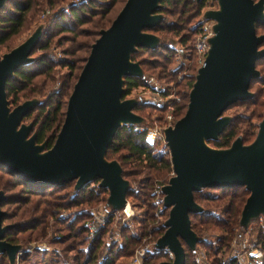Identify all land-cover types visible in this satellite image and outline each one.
Here are the masks:
<instances>
[{
	"label": "water",
	"instance_id": "water-1",
	"mask_svg": "<svg viewBox=\"0 0 264 264\" xmlns=\"http://www.w3.org/2000/svg\"><path fill=\"white\" fill-rule=\"evenodd\" d=\"M200 1V0H195ZM5 0H0V8ZM211 7L201 18L212 20L211 35L203 63L196 68L182 116L163 129L172 174L161 184V208L167 210L164 231L152 243L154 250L167 249L172 260L156 264H185L181 240L195 252L199 235L190 225L189 214L203 211L193 197L205 187L243 185L249 194L241 208L239 227L264 218V109L253 139L244 143L236 136L228 146L215 147L231 121L223 111L232 103L249 99L252 79L260 77L255 64L264 56L259 47L264 34L256 24H264V0H210ZM161 0H125L106 28L90 45V50L68 95L65 114L53 143L37 141L33 122H23L41 101L31 98L10 107L5 92L6 79L33 61L30 55L40 40V23L24 40L0 53V164L20 179L45 185H62L74 180L73 188L98 179L108 191L104 208L121 213L127 204L131 182L122 175L118 160L107 159V147L122 125H146L133 111L140 102L123 98L124 77L144 78V70L132 53L138 47L156 48L159 36L148 31L163 18ZM6 198L0 189V203ZM0 208V253L9 264L24 246L11 243L4 234L13 224H2Z\"/></svg>",
	"mask_w": 264,
	"mask_h": 264
},
{
	"label": "trees",
	"instance_id": "trees-1",
	"mask_svg": "<svg viewBox=\"0 0 264 264\" xmlns=\"http://www.w3.org/2000/svg\"><path fill=\"white\" fill-rule=\"evenodd\" d=\"M64 1L66 0H5L0 8L1 48L11 45L15 37L27 28L31 19L43 5L52 9L58 7L47 18L43 34L30 53L34 58L33 61L18 67L5 82V92L8 102L11 104L10 107L17 104L19 98L24 96L26 89L30 90L32 94L35 93L36 96L43 95L45 88L55 80V59L52 52L49 51L50 43L55 38L56 47L62 46L60 52L64 58L59 61V65L65 66L67 70L60 75V88L55 91L50 90L42 101L23 117H29L34 113L31 118L32 131H35L37 141H47V147L53 143L61 126L66 101L70 93L68 90L72 89L90 50L91 43L98 36L99 29L109 26L125 2V0H121L118 8L113 10L117 0H79L77 3L70 0L69 8L65 11L61 8L62 6H59ZM161 5L159 12L163 14L162 20L147 30L155 34H162L163 38L166 32L170 33L177 38L182 46L188 45L191 48L186 58L189 60L187 67L192 72L187 78L185 77L188 79V82H185L187 87L180 95L181 101L175 112L176 121L186 109L188 89L192 85L196 72L192 40L198 31L201 11L211 5V2L210 0H161ZM111 12H114L113 16L106 18ZM84 24H88L90 27L88 29L87 27L80 28ZM255 28L257 34H264V24H256ZM79 34L90 39L85 55L80 53L85 45L76 40ZM259 47H264V40ZM170 49L172 48H169L163 40L153 49L138 47L132 53V59L138 61L144 71H146L144 65L153 67L151 63L155 62V66L161 68L160 72L156 74L157 78L165 84H173L175 70L168 69L165 72L162 67L164 66L162 63L170 59L172 51ZM146 53L155 55L157 58L160 57L162 60L152 61L144 56ZM255 66L260 71V77L252 79L249 84L250 90L256 85L253 96L246 100L236 101L223 111L225 112L235 104L252 106L250 119L241 118V121L246 123V127H238L237 118L231 119L217 140L208 141L210 145L226 147L239 134L242 135L244 143L253 139L257 122L262 117L264 107V56L256 61ZM149 67L147 66V69L153 72ZM124 79L125 93L123 97L130 92L132 87L143 81L134 76H125ZM35 86L38 87L37 90ZM150 108L161 112L164 110L153 104L140 103L133 108V111L140 116H145L144 113ZM156 143L161 145L160 149H154L153 145ZM105 156L107 159L118 160L122 167L123 177L134 185L128 190L126 198L134 197L137 199L139 207L143 206L139 218L133 217L138 222V232L136 234L122 232L119 241L112 243L103 241L102 230L104 228H101L92 240L87 241L84 222L76 225V221L82 219V216L74 215L71 218L59 216L62 210L78 205L85 200L89 204L97 201L104 205L108 191L106 188L98 186V179L78 190L73 188L74 180L62 185L35 184L20 179L0 164V189L6 195V198L0 203V208L5 212L2 216V224H13L5 232L4 238L11 243H16L18 242L16 237L18 233L35 230L38 238H45L46 242L52 246L50 249L44 250L24 247L18 256L19 264H114L118 257L130 255L142 238L150 242L164 231L163 221L156 218L158 206L154 200L157 197L155 187L158 184L155 173L161 169H164L165 173L172 172L167 146L163 145L161 141H156L152 145L148 144L145 141V130L134 131L131 126L122 125L113 136ZM142 172L143 176L136 179V175H140ZM167 177L168 175L163 180H167ZM165 182L161 181L160 184ZM69 184L71 189L66 190V186ZM248 194V190L243 185L205 187L193 193L194 200L203 207V211L189 214L190 225L200 237L197 247L203 250L205 256L207 254L210 257L211 255L208 253L213 249V257H210V262L213 264L222 261L221 257L215 256L216 253L226 251L232 239L240 236L238 221ZM112 214L116 213L107 212L106 223L110 222ZM163 215L166 216L167 213L163 212ZM89 217L90 214L84 216V218ZM260 221L257 236H260L261 240L256 239L253 242L264 250V219H260ZM82 235H84V239L81 238ZM203 235H213L214 240H208V237ZM181 244L185 251V264H196V253L192 252L183 240H181ZM170 260L172 258L168 256L167 251L160 249L147 253L143 258V264H156L159 261ZM231 261L230 264H236L233 260ZM0 264H9L5 253H0Z\"/></svg>",
	"mask_w": 264,
	"mask_h": 264
},
{
	"label": "rangeland",
	"instance_id": "rangeland-1",
	"mask_svg": "<svg viewBox=\"0 0 264 264\" xmlns=\"http://www.w3.org/2000/svg\"><path fill=\"white\" fill-rule=\"evenodd\" d=\"M70 0H66L62 3L59 4V6H64L65 4H67ZM120 2L121 0H117V3H116V7H114L113 10L117 9L118 6L120 5ZM214 5V4H213ZM211 5V6H213ZM48 8L50 10V13L47 14L46 16L42 17V12H44V10ZM58 8V7H57ZM57 8H49V6L47 5H43L41 9H39L36 14L34 15V17L31 19V21L29 22V25L27 26L26 29H24L18 36L15 37V39L12 41L11 45L9 47L7 46H3L0 48V53H3L7 50H9L10 48H12L13 46H15L16 44L20 43L22 40H24L31 32H33L36 27L40 24V23H44L46 25V22H47V18L52 15ZM206 8V7H205ZM204 8V9H205ZM115 12V11H114ZM114 12H111L110 14H108L106 16V18H111L113 15ZM201 14H202V11H201ZM44 25V27H45ZM87 29L90 27L88 24H84L82 25L80 28H86ZM44 30V29H43ZM158 36H159V39H160V42L164 40V42L166 44H168V47L172 48L170 50L171 51V55H170V59L167 61H164L162 64L164 66H162L165 70V72L168 70V69H174L175 71V79H174V83H169L171 86V90H170V93L172 94V97L173 98V95L177 96L180 100H178L175 104V109L173 111V118L175 119V117L177 116L176 115V111H177V106L178 104L180 103L181 101V94L183 91L186 90V83L185 82H188V79L187 76L189 75L190 72H192L187 66H189V60L186 58L187 55H189L190 53V50L191 48H189V46L187 45L186 47L185 46H182L178 41H177V38L174 37L172 34L170 33H167L166 32V35L165 37L163 38L162 37V34H158L156 33ZM165 34V33H164ZM76 40L81 43L85 46H83V49L80 51V53L82 55H85V52H86V46H88V40L90 39H87V37H84L83 35L79 34L77 37H76ZM81 44V45H82ZM87 44V45H86ZM189 44V43H188ZM57 43L55 41V38L52 40V42L50 43V48H49V51L52 52V55L55 59V67H54V72H55V80H53V82L49 85V87H46L45 90H44V94L43 95H38L36 96L35 93L32 94V92L30 93V90L26 89L24 92V96H21L17 102L20 103L26 99H31V98H34V99H37L39 101H42V99L46 96V94L49 93L50 90L52 91H55V90H58L60 88V85H61V79H60V75L61 74H64V72H66L67 68L65 66H61L59 65V61L62 60V58H64V55L60 52V49L62 48V46H57ZM177 46H181L180 48H182L183 52L181 54H178L176 51H175V48H177ZM81 55V56H82ZM146 58L152 60V61H161L162 59L159 57L157 58V56L155 55H151V54H145L144 55ZM153 63V64H152ZM151 65H153V67H149V65H147L149 67L150 70H153V72H150L148 69H147V66L144 65V68H146V71L145 74H148V75H153L154 77H157L156 74L158 72H160L161 68L160 67H157L155 66V62H152ZM152 68V69H151ZM186 77V78H185ZM158 79V78H157ZM40 81L42 80L41 78L39 79ZM159 80V79H158ZM187 80V81H186ZM39 81V82H40ZM160 81V80H159ZM161 82V81H160ZM38 83V82H37ZM163 83V82H162ZM175 83H178L177 85ZM191 87V86H190ZM256 88V85H254L252 88H251V91L253 92L254 89ZM35 89L37 90L38 87L35 86ZM40 89V88H39ZM190 89V88H189ZM188 89V91H189ZM67 91V89H66ZM65 91V92H66ZM70 92V89L68 90V93ZM26 95H27V98H26ZM11 105V104H9ZM16 105V104H15ZM155 106V105H154ZM157 107V106H156ZM252 106H249V105H246V104H235L233 106H231L230 108H228L225 112H223V114H226V115H230L232 116V119L234 118H237L238 122H237V126L240 127V128H244L246 127V123L241 121L242 119L241 118H249L250 119V112L252 110ZM264 109V107H263ZM263 111V110H262ZM168 113V109H164L162 112L161 111H157V110H153L152 108L148 109L144 115L145 116H142L145 118V121H146V125L144 126H149V127H154V126H160V125H163L164 124V116ZM34 116V113L29 116V117H25L23 118V122L25 123H28L29 121H31V118ZM255 120V119H253ZM143 126V127H144ZM257 129V128H256ZM256 132V131H255ZM160 142V139H155L154 142ZM153 142V143H154ZM152 143V144H153ZM151 144V145H152ZM154 146V149H160L161 145L159 143H156ZM169 173V174H168ZM155 175H157L155 178L157 179V182L158 184H160L161 181L165 182L164 177H166L168 175V177L171 175V172H167L165 173V170L164 169H161L159 170L157 173H155ZM140 176H143V172L140 173V175H136V179H138ZM167 177V178H168ZM156 182V183H157ZM132 186H134L132 183H131ZM71 189V186L70 184L66 186V190H70ZM127 202H128V209H127V212H130L131 211V215L129 217H125L123 214L124 213H116V214H112V217H111V220L110 222L106 223L107 221V216H106V220L104 222V224L97 230V232L94 234V236L99 232V230L101 228H104L102 230V239L104 242H117L119 241V238H120V235L122 232H126V233H131L133 232L134 234H136V232H138V222L135 218L133 217H137L139 218L140 216V211L142 210L143 206L139 207V205L137 204V199L134 198V197H127ZM154 202L157 204V197L156 199L154 200ZM103 205H101L100 202H95V203H92V204H89L87 203V200L85 201H82L80 204L78 205H75V206H72L68 209H64L62 210L60 213H59V216L61 217H64V218H71L73 217L74 215L76 216H82L84 218V216L86 217L87 214H90V217L89 218H82V219H79L78 221H76V225L83 223L84 227L86 228V237L85 239L88 240H92L94 238H90V235H89V230L87 228V221H89L91 218H92V212H96L97 210H99ZM157 209L159 208V205L157 204ZM102 211V210H101ZM100 212V211H99ZM163 212H166V210H163L161 211V215H157L156 218L159 219L160 221L164 220L166 218L165 215H163ZM261 218V217H260ZM261 219H264V218H261ZM83 220V221H82ZM259 223H261V221L258 219L257 221H253L251 222L248 227L246 229H241L240 227L238 228V230L240 231V236L243 235V234H246V236L249 237V239L251 241L253 240H261V237L260 236H257L258 232H259ZM65 231V230H64ZM204 237H208L207 239L208 240H214V236L211 235V236H206V235H203ZM202 236V237H203ZM17 239H18V242L16 243H21L24 247H28V248H37V249H40V250H44V249H50L52 246L49 245L47 242H46V239L45 238H38L39 236H37V232L34 230V231H29V230H25V231H22L20 233H18L16 235ZM81 238L84 239V235L81 236ZM234 239H232L231 242H233ZM86 242V240H85ZM149 241L145 240V238H142L141 239V242L139 244H137L134 248H133V252L134 250H136L137 248H139L140 246H142L143 244L147 243ZM150 242H154L153 241H150ZM231 245V244H230ZM107 246V245H105ZM108 248V246H107ZM231 246L228 247V249L226 251H224L223 253L221 252H217L216 253V257H221L222 258V261L223 259H227L230 254H231ZM199 249V248H197ZM201 250V249H200ZM212 250L211 249L209 251L208 254H210L211 258L213 257V253H212ZM104 251V250H103ZM132 252V253H133ZM203 252V250H202ZM105 253V252H104ZM131 253V254H132ZM204 253V252H203ZM68 254V253H67ZM130 255H125V256H121L120 258L118 257L117 259H115V263L114 264H127L129 259H130ZM205 255V254H204ZM210 257L206 256L204 257L205 260L207 262H209L210 264H213L212 262H210ZM100 259H102V257H100ZM204 261V260H203ZM222 262H217L216 264H221ZM15 264H19L18 262V257L15 261ZM143 264V262H142ZM196 264H202L201 262H198Z\"/></svg>",
	"mask_w": 264,
	"mask_h": 264
},
{
	"label": "built area",
	"instance_id": "built-area-1",
	"mask_svg": "<svg viewBox=\"0 0 264 264\" xmlns=\"http://www.w3.org/2000/svg\"><path fill=\"white\" fill-rule=\"evenodd\" d=\"M79 0H72L71 2L77 3ZM211 7L208 5L206 8ZM63 10L67 11L69 8V3L65 4L61 7ZM204 10V8H203ZM202 10V11H203ZM50 13V10L46 8L44 12H42V17L46 16ZM212 20L200 19V24L198 27V31L196 32L193 40H192V51L194 55V61L196 64V68L203 63L204 57L207 51V39L211 35V24ZM181 46H177L175 51L178 54L183 52ZM143 81L139 83L137 86L132 87L130 92L126 94L123 98H136L140 103H149L153 104L162 109H168V113L164 116V124L160 126H144V125H134L131 126L132 130H145V141L148 144H152L155 139H160V141L165 145V141L163 138V129L169 125H173L175 119L173 118V111L175 109V104L178 100H180L177 96L170 93L171 86L170 84H165L160 82L157 77L153 75L145 74ZM144 126V127H143ZM166 146V145H165ZM172 174V172H171ZM163 184V183H161ZM161 184H157L155 187V192L157 194V204L159 208L157 210V214L161 215V193L159 192V187ZM128 202L123 208L121 213L127 218L131 215V211L127 212ZM102 210V211H101ZM100 211V212H99ZM107 210L104 208V205L97 210L96 212H92V218L87 221L86 225L89 230L90 238H93L94 234L97 230L104 224L107 216ZM261 218H259L260 220ZM231 254L227 259L221 261V264H230L233 260L236 264H264V250L256 245L253 241L249 239L246 234H243L231 242ZM198 248V247H197ZM167 254L170 258H172V253L167 250ZM152 242H147L134 250L131 254L130 259L127 264H142L143 258L149 252H153ZM196 258L198 262L202 264H210L205 260V255L200 249H196ZM204 260V261H203Z\"/></svg>",
	"mask_w": 264,
	"mask_h": 264
},
{
	"label": "bare ground",
	"instance_id": "bare-ground-1",
	"mask_svg": "<svg viewBox=\"0 0 264 264\" xmlns=\"http://www.w3.org/2000/svg\"><path fill=\"white\" fill-rule=\"evenodd\" d=\"M128 209V208H127Z\"/></svg>",
	"mask_w": 264,
	"mask_h": 264
}]
</instances>
